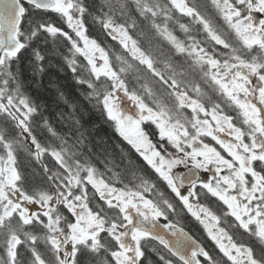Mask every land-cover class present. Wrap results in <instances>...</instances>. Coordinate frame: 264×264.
<instances>
[{
	"label": "snow or ice",
	"instance_id": "snow-or-ice-1",
	"mask_svg": "<svg viewBox=\"0 0 264 264\" xmlns=\"http://www.w3.org/2000/svg\"><path fill=\"white\" fill-rule=\"evenodd\" d=\"M49 46L143 163L37 120L18 54ZM0 264H264V0H0Z\"/></svg>",
	"mask_w": 264,
	"mask_h": 264
},
{
	"label": "trees",
	"instance_id": "trees-1",
	"mask_svg": "<svg viewBox=\"0 0 264 264\" xmlns=\"http://www.w3.org/2000/svg\"><path fill=\"white\" fill-rule=\"evenodd\" d=\"M86 2L91 6L94 2L99 3V0H86ZM88 21L90 37L97 39L98 43L109 50L110 54L122 52L118 43L104 34L99 25L92 24L90 17H88ZM130 31L132 30L130 29ZM133 34L135 35L134 32ZM64 51L66 53V50ZM43 54L45 55L43 62L45 70L39 75L33 74L32 48L23 49L18 54L17 62L24 91L38 107L37 120L42 122L46 119L61 134L68 132L70 126L73 131L78 129L79 132H82L85 142L84 151L93 157L101 170H103L101 161L105 158L106 153H114L117 164L120 163L117 145L130 152L133 159L143 163L115 131L114 123L107 119L106 114L96 105L95 100H90L87 97L89 89L85 85L77 83L76 76L79 73L73 74L62 56L52 54L51 46L44 49ZM127 79L131 87L135 81L131 75ZM76 121L79 123L77 124ZM143 126L146 131L153 132L151 125ZM35 134L42 137L48 135L42 127L36 128ZM19 161L21 168L29 175L38 170L39 166L35 165V162L23 151L19 155ZM161 188L165 190L162 185ZM147 256L152 261L157 259L150 252L147 253Z\"/></svg>",
	"mask_w": 264,
	"mask_h": 264
},
{
	"label": "flooded vegetation",
	"instance_id": "flooded-vegetation-1",
	"mask_svg": "<svg viewBox=\"0 0 264 264\" xmlns=\"http://www.w3.org/2000/svg\"><path fill=\"white\" fill-rule=\"evenodd\" d=\"M149 133H151V132H149ZM184 171H186V169L182 165V168L180 170L176 171L175 173H181V172H184ZM205 175H211V173L202 174L201 175V179H203ZM164 191L166 192V194L171 195L170 193H168L166 188H165ZM213 207H215V205H213ZM177 212H178V215L172 216L171 219L174 222H176L178 224V226L183 227L184 230L187 231L190 235H192L194 239H196L197 241L201 242L206 247H208V248L214 247L212 245L211 241H209L207 239V236H206V233L203 230V227L197 221H195L191 216L186 214V212H182L180 210L179 206L177 207Z\"/></svg>",
	"mask_w": 264,
	"mask_h": 264
},
{
	"label": "rangeland",
	"instance_id": "rangeland-1",
	"mask_svg": "<svg viewBox=\"0 0 264 264\" xmlns=\"http://www.w3.org/2000/svg\"><path fill=\"white\" fill-rule=\"evenodd\" d=\"M182 168V165H178L175 169H173V172L175 173L176 171L180 170Z\"/></svg>",
	"mask_w": 264,
	"mask_h": 264
},
{
	"label": "water",
	"instance_id": "water-1",
	"mask_svg": "<svg viewBox=\"0 0 264 264\" xmlns=\"http://www.w3.org/2000/svg\"><path fill=\"white\" fill-rule=\"evenodd\" d=\"M187 171V170H186ZM186 171H184V172H186Z\"/></svg>",
	"mask_w": 264,
	"mask_h": 264
}]
</instances>
